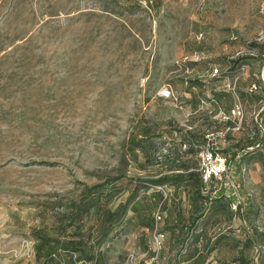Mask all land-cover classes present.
I'll return each instance as SVG.
<instances>
[{"label":"rangeland","instance_id":"rangeland-1","mask_svg":"<svg viewBox=\"0 0 264 264\" xmlns=\"http://www.w3.org/2000/svg\"><path fill=\"white\" fill-rule=\"evenodd\" d=\"M0 264H264V0H0Z\"/></svg>","mask_w":264,"mask_h":264},{"label":"built area","instance_id":"built-area-1","mask_svg":"<svg viewBox=\"0 0 264 264\" xmlns=\"http://www.w3.org/2000/svg\"><path fill=\"white\" fill-rule=\"evenodd\" d=\"M217 73V70H215ZM234 115L242 116L240 109H235ZM209 141H211L209 139ZM199 172L201 180L204 184H208L214 181L225 180L227 190L235 188V185L230 181L231 163L219 152L214 151L210 143L207 142L206 147L201 149L198 153ZM155 221L159 223L162 220L161 213L157 211L155 213ZM164 234L160 231H155L152 236L153 248L158 250L163 243Z\"/></svg>","mask_w":264,"mask_h":264},{"label":"trees","instance_id":"trees-1","mask_svg":"<svg viewBox=\"0 0 264 264\" xmlns=\"http://www.w3.org/2000/svg\"><path fill=\"white\" fill-rule=\"evenodd\" d=\"M250 46L253 47V48H256L258 46V44L252 43ZM199 181H200V184H201L202 183L201 177H200V180Z\"/></svg>","mask_w":264,"mask_h":264}]
</instances>
